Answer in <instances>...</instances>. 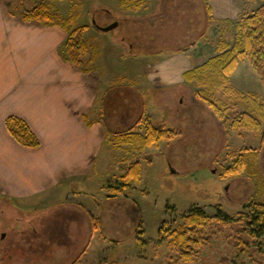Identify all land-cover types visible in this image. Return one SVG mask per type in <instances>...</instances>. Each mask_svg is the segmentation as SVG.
<instances>
[{"label": "rangeland", "instance_id": "1", "mask_svg": "<svg viewBox=\"0 0 264 264\" xmlns=\"http://www.w3.org/2000/svg\"><path fill=\"white\" fill-rule=\"evenodd\" d=\"M30 2V8L38 5ZM263 2L238 0L239 14ZM48 3L64 17L79 10L77 22L86 26L82 35L85 58L102 72L104 82L112 86V95L119 88L122 96L127 93V101L113 99V108L124 111L119 129L144 132L153 122L163 124L173 136L140 151L132 146L123 150L104 147L97 166L99 181L84 185L80 195L55 201L53 197H0V264H166L171 250L169 232L183 223L190 209L203 208L209 216L221 210L237 219L240 212L249 211L250 201L264 200V143L259 133L225 126L198 95L195 81L186 82L192 93L188 89L181 94L153 89L138 95L131 90L141 84L148 54L189 50L186 55L199 65L219 54L220 41L232 43L233 25L210 18L209 0L203 4L202 0ZM114 21L118 26L108 31L95 27ZM230 76L236 88L256 92L264 101V83L246 58L240 59ZM104 97L103 93L96 113L114 131ZM109 103L107 100L112 107ZM142 108L143 114L136 119ZM245 147L258 151L262 180L244 168L236 170ZM123 156L127 159H121ZM136 158H141V178L113 196L112 188L124 167ZM110 164L114 167L107 171ZM53 217L62 218L66 235L58 232L62 228L51 227L58 226ZM237 224L235 220L231 226H207L204 233L209 241L191 264H264V236L252 238L243 232L240 236L248 243L239 244L235 240Z\"/></svg>", "mask_w": 264, "mask_h": 264}, {"label": "crops", "instance_id": "2", "mask_svg": "<svg viewBox=\"0 0 264 264\" xmlns=\"http://www.w3.org/2000/svg\"><path fill=\"white\" fill-rule=\"evenodd\" d=\"M30 1L35 3L23 0L24 5L16 7L14 0H0V197H53L55 201L80 195L84 185L99 181L97 166L104 147L112 145L123 150L132 146L108 142L112 132L124 130L119 129L124 111L113 108V99L118 102L120 98H129L125 92L126 97L122 96L121 88L112 95V86L104 82L102 72L94 64L84 71L64 61L58 47L67 33L58 25L25 20L20 11L30 8ZM207 6L212 20H227L231 24L240 16L238 0H209ZM188 52L148 54L141 84L131 86V90L138 95L152 93L153 89L176 94L188 89L192 93L185 73L200 64L192 57L189 59ZM103 93L114 131L96 113ZM107 100L112 107L107 106ZM130 101L134 108V101ZM140 113L143 114V108L136 119ZM9 116L22 118L39 138L40 145L20 144L6 126ZM112 167L114 164L106 170Z\"/></svg>", "mask_w": 264, "mask_h": 264}, {"label": "trees", "instance_id": "3", "mask_svg": "<svg viewBox=\"0 0 264 264\" xmlns=\"http://www.w3.org/2000/svg\"><path fill=\"white\" fill-rule=\"evenodd\" d=\"M35 1L38 5L20 11L22 17L25 20L35 19L46 25L61 26L67 32V36L58 47L60 56L64 61H69L84 71H88L90 62L84 56L86 41L82 36L86 26L77 22L79 10L73 9L68 17H64L58 11L50 9L48 0ZM13 4L16 7L22 6L23 0H14ZM231 25L234 27L232 43L220 41L218 44L219 54L209 58L195 69L187 71L185 79L195 81L199 87L198 95L209 104L225 126L240 132L259 133L261 141L264 143V101L256 92H244L236 88L231 82L230 76L240 59L246 58L264 83V2L250 12L240 14ZM95 27L98 28L97 25ZM6 126L20 144L29 147L40 145L39 138L22 118L9 116L6 119ZM133 129L112 132L113 137H109L108 142L115 145L131 144L134 150L140 151L163 137L171 138L173 136L172 132H166L163 124L153 122L148 123L144 132ZM244 151L239 156L240 161L236 170L244 168L250 175L255 174L258 180H262L261 171L257 166L258 151L246 147ZM140 159H131L124 167L123 173L117 179L118 183L112 188L113 196L141 178ZM247 208L249 211L240 212L237 219L221 210H218L213 216H209L203 208L190 209L184 216L183 223L169 232L171 250L167 256L166 264H191L203 246L208 243L209 236L204 233V229L211 224L226 227L234 225L236 220L239 224L235 226L237 232L235 240L239 244L248 243L240 236V233L243 232L252 238L263 237L264 200H252ZM52 221L54 225L58 226L51 225V227L61 228L63 226H61L63 220L60 217H53ZM163 225L159 229L160 236L164 229ZM92 227L95 228V225Z\"/></svg>", "mask_w": 264, "mask_h": 264}, {"label": "water", "instance_id": "4", "mask_svg": "<svg viewBox=\"0 0 264 264\" xmlns=\"http://www.w3.org/2000/svg\"><path fill=\"white\" fill-rule=\"evenodd\" d=\"M116 26H118V21H114V22L108 24L107 26H98L97 25V27L103 31L111 30V29L115 28Z\"/></svg>", "mask_w": 264, "mask_h": 264}, {"label": "flooded vegetation", "instance_id": "5", "mask_svg": "<svg viewBox=\"0 0 264 264\" xmlns=\"http://www.w3.org/2000/svg\"><path fill=\"white\" fill-rule=\"evenodd\" d=\"M62 229H61V231H58L59 233H62L63 235H66L67 233L65 232L67 229L64 227V226H62L61 227ZM66 229V230H65Z\"/></svg>", "mask_w": 264, "mask_h": 264}]
</instances>
